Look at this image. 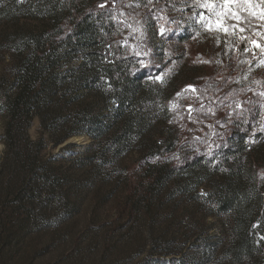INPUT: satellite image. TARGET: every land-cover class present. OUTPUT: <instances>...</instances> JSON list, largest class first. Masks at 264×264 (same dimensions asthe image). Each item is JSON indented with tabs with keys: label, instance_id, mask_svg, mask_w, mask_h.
I'll return each mask as SVG.
<instances>
[{
	"label": "rangeland",
	"instance_id": "374dc122",
	"mask_svg": "<svg viewBox=\"0 0 264 264\" xmlns=\"http://www.w3.org/2000/svg\"><path fill=\"white\" fill-rule=\"evenodd\" d=\"M117 1L108 27L116 60H126L117 64L127 72L119 92L135 95L134 135L127 142L121 133L126 122L110 121L119 106L116 93L83 85L51 109L45 124L35 115L27 136L39 142L37 180L46 190L38 199L24 188L0 202V264H234L224 255L232 215L218 205L227 188L246 185L251 165H264V141L224 157L212 151L213 140L252 109L264 129V52L248 42L264 46V20L239 13L237 28L209 32L200 17L209 9L198 5L223 0ZM15 2L0 0V107L21 77L20 59L30 57L29 38L51 28L48 14L34 6L8 18L4 7ZM245 17L254 31H239ZM223 20L225 26L237 23ZM79 49L87 50L72 46L58 74L79 69ZM158 74L162 79H155ZM5 119L0 113V135ZM159 146L161 152L174 148L160 164L192 149L209 155L193 170L158 179V163L146 157ZM4 149L0 136V160Z\"/></svg>",
	"mask_w": 264,
	"mask_h": 264
},
{
	"label": "trees",
	"instance_id": "16d2710c",
	"mask_svg": "<svg viewBox=\"0 0 264 264\" xmlns=\"http://www.w3.org/2000/svg\"><path fill=\"white\" fill-rule=\"evenodd\" d=\"M117 3V0H22L21 3L16 0L4 7L8 18L15 19L20 11L34 6L40 14H48L51 28L44 34L29 38L30 57L20 59L21 77L13 83L12 92H5V99L0 107V113L6 115L0 135L5 146V155L0 160V202L24 188L38 199L45 193V184L38 183L37 180L41 166L39 149H35L40 147L39 142L29 143L27 130L35 115L45 124L51 109L60 104L65 105L64 101L70 99V94H78L82 90L81 85L90 92L96 89L107 94L116 93L119 106L111 112L114 114L110 121L126 122L125 131L121 133L128 138L127 142L131 141L137 128L136 123L131 121L134 107L130 99L135 95L131 94L127 99L119 92L122 86H126L123 78L127 72L125 67L118 68L117 64L126 63V60H116L119 52L108 27L112 23L109 14L112 12L109 10H114ZM102 4L105 7H100ZM24 39L21 37L19 42L22 43ZM79 43L87 49L78 50L81 56L84 55L79 69L58 74L63 62L69 57L72 46H79ZM109 56L113 58L107 61ZM136 80L134 79V93L139 90V80ZM259 117L258 111L249 110L234 123V128L230 127L228 131L218 134L213 140V145L218 148L212 149L216 152L215 155L221 152L225 154L224 157L240 156L247 152L249 142L258 145L264 141ZM173 149L167 147L166 152H161L162 147L159 146L156 153L146 157V161L158 163L160 158L169 157ZM205 153L204 150H188L185 158L174 157L153 167L158 179L168 178L175 173L197 168L209 155ZM234 160V163L238 161ZM52 174L57 176L55 172ZM158 182L159 180L154 186ZM218 207L221 212H229L234 223L224 255L234 264L252 263V260H256V264H263L264 165H251L246 185L243 182L238 188H227Z\"/></svg>",
	"mask_w": 264,
	"mask_h": 264
},
{
	"label": "snow or ice",
	"instance_id": "6c2138e0",
	"mask_svg": "<svg viewBox=\"0 0 264 264\" xmlns=\"http://www.w3.org/2000/svg\"><path fill=\"white\" fill-rule=\"evenodd\" d=\"M264 4V0H260L259 4H253L252 0H244L243 3L238 4L236 6L235 10H233V6L237 5V0H223V3L221 4H213L212 2H207L203 4H199L198 7L200 8H207L209 9V15H205L203 12L200 13L201 20L206 21L205 28L207 31H228V28L231 27L232 29H235L238 27L240 23H242L241 16L239 13L247 12L249 17H255L259 20H264V8H261L260 5ZM105 5H100V7H104ZM259 8V15L257 16V13L255 9ZM227 9V11H226ZM215 17V24L213 26L212 18ZM227 18L228 20H235L237 23L227 25L225 26L223 18ZM247 23L244 27H240L239 31L244 32L245 27H247L249 30L254 31L255 25L253 24V21L251 19H248ZM165 29L163 26L160 27V34L164 35ZM241 39H244L241 37ZM250 44L255 45L257 48H260L262 52H264V46L257 43L256 40H250ZM250 49L248 47L245 48V51H249ZM255 54V53H253ZM143 63V62H141ZM155 79H162L161 75H157ZM193 91H195V88H192ZM264 130V129H262Z\"/></svg>",
	"mask_w": 264,
	"mask_h": 264
}]
</instances>
